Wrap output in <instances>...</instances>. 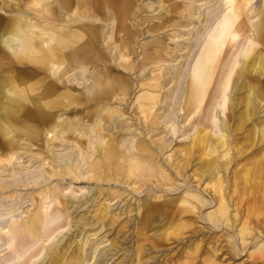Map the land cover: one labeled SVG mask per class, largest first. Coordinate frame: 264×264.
I'll use <instances>...</instances> for the list:
<instances>
[{"label": "bare ground", "instance_id": "6f19581e", "mask_svg": "<svg viewBox=\"0 0 264 264\" xmlns=\"http://www.w3.org/2000/svg\"><path fill=\"white\" fill-rule=\"evenodd\" d=\"M21 1L23 0H0V8L4 5V9L7 10L11 7L9 3H12L16 9L14 12L18 13ZM29 1L36 6L35 11L32 12L30 9L24 15L18 13L19 15L12 18V22L0 16V57L10 56L18 61L22 59L32 61L37 64V66L30 67L32 73L34 75L42 73L33 81L19 79L14 82H5L3 78H0V154H8L7 161L0 158V168L10 167L9 170H15L17 164L14 160L19 150L23 146L27 149L36 146L44 151V154H41V157L35 154L34 159H43L42 169L44 164L52 169L49 178L57 176L56 179L60 180V183L63 179L67 182H77V180L83 182L81 179H86L84 182L87 183V187L80 188L86 191L79 196L78 207L86 203L87 208L86 214L75 215L76 207H72L74 203L72 197H77V194L70 196L67 188H62L59 182H55L53 192L63 206L62 209L65 210L66 216L70 217V226L82 232L83 239L81 238L80 244H77V235L72 232L68 239L63 240L64 235H62L49 245L43 244V248H39L38 252L33 250V246L37 242L49 241L56 230L62 227H49L48 223H43L47 220L46 210L39 208V205H34V209L19 221L14 220L12 216L13 220L0 217V264H29L43 249H45L43 264H81L88 262L90 258L89 247H85L86 241L89 246L93 247L97 243L100 244L105 235L102 233L95 238H88L89 234L96 235L102 228L105 232L106 223L113 225L114 215H108L106 201L109 198L120 196L119 190L110 184L117 180V175L125 173L123 176L133 183L140 182L142 186H149L145 180L140 178L156 177L160 171L161 176L169 180V186L172 189L177 187V184L173 182L174 179L165 173L161 163L157 160L159 165L155 168L152 166V160L155 155L156 158L160 156L159 151L163 152L170 145L169 141L172 136L167 137V133L180 131L178 126L174 127V122L178 118L176 115L178 108L171 111L163 110L162 107L163 111L157 113L162 100L163 88L169 81L163 76L161 78L144 77L142 74L124 77L122 74L135 68L132 60L137 50L134 45L137 44V38L145 32L139 28V25L144 24L150 17L134 19L138 10H143V7L138 4L140 0ZM160 1L166 2L167 0ZM186 1L189 4H186L184 9H181L177 2L169 8L163 6L159 19L152 21L146 30L154 33L168 29L170 26L180 25L177 20L185 17L191 24L187 35L189 36L192 32V41L183 42L179 39L175 42L173 50L169 48L170 45H167L163 37H157L151 41H142L139 45V55L142 61L156 62L162 58L170 61L184 48L187 49L190 57L197 52L192 70L185 74L190 78V82L186 86L188 91L183 90L184 96L179 108L185 120L203 102L209 81L221 69L225 60L227 55L225 51L237 47L238 37L245 34L249 26L252 27L251 34L248 33L246 36L249 38V43L240 49L241 57L233 62L229 68L228 77L225 79L222 93L226 92L227 86H229V91L217 104L222 110L224 107L231 109V94L243 90V109L240 111L236 125L229 123L228 118L233 117L232 115L228 113L227 116H223V111L220 110L219 123L210 119L211 124L210 122L202 123V128L198 126L194 129L189 135V146L173 149L174 155L171 158H179L177 161H170V165L173 168H179L178 173H180L181 153L188 155L194 151L197 152L198 149L202 150L204 158L194 167L192 176L201 180L206 174L208 180L205 184L210 186L216 196L217 206L210 211L208 217L214 223L229 221L230 225L233 224L237 230L241 242H244L248 236L257 235L256 232L253 233L255 226L257 227L260 222L264 221V218L258 217L259 214L264 215V161L261 160L264 158V151L260 154L256 164H252V168L245 164L239 166L234 156H226L229 148L234 145L232 141L245 117L250 114L251 109L259 108L260 103L264 105V90L253 81L259 80V76H262L261 79L264 81V50L258 51L256 48L258 44L264 46V7L257 11L258 19L250 25L246 18L252 0H219L220 5L215 8L214 13L208 9L200 13V4L197 0ZM210 1L212 0H206L202 5L207 8ZM220 11H223L222 18L214 27V32L196 50L197 40L213 22L215 13ZM168 13L170 17L167 16ZM31 15L35 18H31ZM219 53L222 56L219 57L217 68V63L214 65V61ZM177 69L170 71L172 75L176 73V79L181 73ZM59 83H61L60 87ZM133 91L134 94L130 99L129 96ZM165 99H168L167 95ZM131 107L134 108L133 111L130 110ZM67 113L73 115L70 116ZM127 119L136 121L134 127L137 130L136 133L139 134L137 144H135L136 152L127 146L125 140L119 144L114 143L120 135L128 133L129 125L125 124ZM159 123L162 125L159 126ZM263 126L257 129L259 142L264 138ZM207 127H216L220 134L212 135L207 131ZM134 133L131 131L132 135ZM161 133L163 137L157 141L152 138ZM41 134L48 135V140L55 139L57 142L50 143L45 140L44 143H37ZM147 134L150 135V140L145 139ZM54 146L62 148L65 154L53 152L52 147ZM46 155L49 156L47 160H45ZM63 155L66 157L62 158ZM86 156L89 160L88 158L86 160ZM222 157L224 159L222 161L213 160V158ZM230 163L235 166L231 170L233 171L231 182L228 175ZM101 168L108 170L112 168L115 173L101 171ZM35 171H29L27 175L35 174ZM133 176L138 179L134 178V181L131 179ZM3 180L0 181L2 189L29 184L23 182L25 180L22 176L11 182ZM38 182L35 179L32 184ZM249 182L254 183L258 188L259 192L256 196L258 199L251 207L241 212L238 207L242 200L233 201V197L229 194L230 186H233H231L233 193L238 190L240 183L244 188ZM104 183H108L110 187H106ZM160 185L161 182L154 183L156 189L160 188ZM239 192L240 196L243 191ZM38 194L40 201L42 194ZM34 197L35 195L31 193L30 198ZM9 201L11 202L10 199ZM194 201H198V197L190 192L166 198L145 195L137 205L140 210L137 222L139 237H136L134 241V253L115 260L113 264H132L134 261L143 263L142 258L147 254V249L143 247L141 241L146 240L147 236L149 238L148 228H151L153 232L161 228L160 233L153 234L154 239L166 240L168 236H177L179 226L183 227L185 223H175L171 230L167 231L172 223L171 219L177 217V220H181L186 213H192L194 208L203 205L200 201L195 206ZM5 206L0 205V208L11 209ZM231 208L234 210L233 214ZM155 221L160 225L159 228L153 226ZM51 224L50 226H54L53 223ZM96 224H98L97 227H93ZM18 232L35 234L38 240H33L27 246H19L16 249L15 246H8L7 244L13 239L11 234ZM262 232L264 231H260ZM85 236L87 240L83 241ZM61 241L64 242L61 243ZM109 243L113 253L119 251L120 244L116 237L111 238ZM151 245L153 249L159 247L157 242ZM263 246L257 247L260 255H264V251L261 252ZM5 248L6 251L3 252ZM198 251L199 244H195L192 252L187 253L185 258ZM110 253L104 251L98 261L95 258V264H100V261L106 264L108 261L105 257ZM149 257L151 256L147 258ZM206 258H208L207 264H219L210 255ZM191 262L192 260L189 259L178 264H190Z\"/></svg>", "mask_w": 264, "mask_h": 264}, {"label": "rangeland", "instance_id": "374dc122", "mask_svg": "<svg viewBox=\"0 0 264 264\" xmlns=\"http://www.w3.org/2000/svg\"><path fill=\"white\" fill-rule=\"evenodd\" d=\"M204 1L206 0H197V3L200 4V13L205 12L207 9L214 13L215 8L220 5L219 0H212L209 2V6L206 8L202 5ZM139 2L140 3L138 4L139 6L143 7V10H138V14L134 19L139 20L143 17H150L147 18L144 24L139 25V28L145 32L137 38V44L134 45L135 49L137 50L135 51L132 60L134 63L133 66H135V68H133L129 72L122 74L124 77H128L129 75L138 76L142 74L144 75V77L150 76L161 78L163 76L165 80H169L166 86L163 88L162 100L159 103L160 109H157V113L162 112L164 109L174 111L176 108H178V110L176 111V115L178 118L176 122H174V127L176 128L178 126L180 128V131L178 133H167V137L172 136L171 141H169L170 145L163 152L159 151L160 156L156 158L155 155L154 159L152 160V166H155L156 168L159 165L158 162L161 163L163 169L165 170V173L170 175L174 179L173 182L177 184V187H174L172 189L169 186V180L164 179L161 176L160 171L157 173L156 177H149L150 179H147L146 177L140 178L141 180H145L149 186H142L140 185V182L133 183L129 178H125L123 176V174L125 173H123L122 175H117V180L112 181L110 184H113V187L119 190L118 193L120 196L109 198L106 201L109 210L108 215H114L113 225L111 226L112 223H106L105 232H103L104 228H102L96 235L92 236L89 234L88 238H95L98 234L105 233V235L103 236V241L100 244L97 243V245H94L93 247L89 246L86 241L87 237H84L83 241H86L85 247H89L88 252L90 258L88 262H83L81 264H95V258H97L96 261H98L104 251H106L107 253H110L111 251V253L105 257V260L108 261L106 264H113L115 260H119L121 258H124L125 255H130L134 253V241L136 237H139L137 235V222L139 219L140 210L137 205L139 204L141 199L145 197V195H152L156 197L164 196L166 198L178 196L187 192L194 193L198 197V201H194L195 206H197L200 201L203 202V205H201L199 208H194L192 213H186L181 218V220H177V217H173V219H171L172 223L170 224L167 231L171 230L175 223L183 222L185 223V226H179V234L173 237L168 236V239L166 240L163 238H153V234L160 233L159 229H161L159 228L160 225L156 223V221L153 222V226L158 227L159 229H156L155 232H153L151 228H148V234L150 235V239L147 236L146 240L141 241L143 247L147 249V254L144 258H142L144 262L136 263V261H134L132 264H178L181 261L189 259L192 260L190 264H207V255H210L211 258H214V261L218 262L219 264H264V255H260V250L257 249L258 246L264 245V232L260 233V231H264V221L258 224L257 227L259 228L255 226L253 233L256 232V236H248L247 239L244 240V242H241L240 236L238 235L237 230L235 229L233 224L230 225L229 221L222 223H214L213 220L208 217L210 211H212L217 206L216 196L212 192L210 186L208 184H205L208 180L206 174H204V177L201 180L192 176L194 167L200 160L204 158L202 150L198 149L197 152L194 151V153L188 155L181 153V160L179 163L182 165V168H180V173H178L179 168H173V166L170 165L171 160L177 161V159L179 158H171V156L174 155L173 149H177L179 147L185 148L189 146V135H191L193 133V130L196 129L198 126L202 128V123L210 122V119H214L216 123H219V116L221 114L220 110L221 112L223 111V116H227L228 113L232 115L233 117L228 118L229 123L230 125H236L239 115L241 114L240 111L243 109V90L235 91L231 94L230 101L233 104L235 103L234 106L231 103V109H227V107H224V109L222 110L218 107L217 104L222 100L224 94H227V92L229 91V86H227L228 89H226V92L224 91V94L222 93L224 90L225 79L226 77H228L229 68L231 67L233 62L237 61L238 58L241 57L240 49L249 43V38L246 36L248 33L251 34L252 27L249 26L248 31L238 37L237 47L225 51V53H227V55L225 56V60L221 66V69L217 71V73H215L209 81L208 87L204 93L203 102L193 112H191L185 120H183V112L182 110H179V108L182 104L184 96L183 92L186 90V86L190 82V78H188L185 74L192 70L194 63L196 62L197 52L194 54V56L190 57L187 52V49L184 48L178 52L177 56L171 58L170 61H167L165 58H162L161 60H157L156 62H150V60L142 61L139 55V45H141L140 43H142V41H151L157 37H163L166 40L167 45H170L169 48L174 50L173 46H175V42L177 40L179 41L180 39V41L183 42L192 41V32H190L189 36L187 35L189 29L191 28V24L190 21L187 20L185 17L180 18L182 20H177L180 22V25L172 27L170 26L168 27V29L166 28L164 30L162 29L161 31L159 30L158 32H154L155 34L152 31L150 32L146 30L149 24L152 21L157 20V18L160 16V11L163 6L164 8H169L177 2L180 8L184 9L185 5L189 3L186 0H167L166 2H162L160 0H140ZM9 5L11 7L7 8V10L4 9V5H1L2 8H0V16L6 18L7 21L11 22L14 16L19 15L21 13L22 15H24L28 10L31 9V11L33 12L36 9V6H33L29 0H23L20 2V9L18 11L19 14L14 12L16 9H14L15 6H13L12 3H9ZM262 7H264L263 0L251 1L248 7L249 14L246 18L247 22L250 25L256 22V20L258 19L256 13ZM222 12L223 11L217 12V14L215 13L216 16L213 18V22H211V24L205 29V31L202 32L201 37L197 40L198 42L196 50H198L202 42L214 32V27L217 23L220 22L222 18ZM176 15L178 14L176 13ZM167 16L170 17V13H168ZM31 18H35V16L31 15ZM188 27L190 28L188 29ZM172 37L174 38V40H172ZM256 48L258 51L264 50V46L262 44H258ZM220 56H222L221 53L217 54L214 61V65L217 63V68L220 61ZM34 66H37V64L32 61H27L25 59L18 61L10 56L0 57V78H3L5 82H14L19 79H22L24 81H33L42 74L39 73L34 75L32 73V70L30 69V67L32 68ZM175 68H178L177 70L181 71L179 78L177 79L175 77L176 73L173 74L174 76L170 73V71H173ZM259 77V80L253 81L256 85H259L264 90V81L263 79H261L262 76ZM58 85L60 87L61 83H59ZM186 91H188V88ZM133 94L134 91L129 96L130 99ZM165 95H167L168 99H165ZM130 99L128 101H130ZM162 107L163 110L161 109ZM130 110L133 111L134 108L131 107ZM213 110H215L214 113ZM67 115L72 116L73 114L67 113ZM135 122L136 121H134L133 119H127L125 124L129 125V128L127 130L128 133H123V135H120L117 140H114V143L118 142L117 144H119L125 140L127 141V146L129 148L131 147V150L136 152L135 144H137L139 134L136 133L137 130H135L134 127ZM158 125L161 126L162 123H159ZM262 125H264V105L260 103L259 108L251 109L250 114L245 117L243 123L240 125V128L235 134L234 140L232 141V144L234 145L229 148L226 157H229L230 155L232 157L234 156V160L239 166L245 164L248 166L250 165L249 167L252 168V164H256L257 160H259L260 154L264 151V138L259 142L257 134L258 127ZM131 131L135 132L134 135L131 134ZM207 131L211 132L212 135L220 134L216 127H207ZM214 132H216V134H214ZM263 133L264 126L262 127V135H264ZM160 137H163L162 133L160 135L153 136L152 138L157 141ZM48 138V135L41 134L40 138H38L37 143H44L45 140H48ZM145 139L150 140V135L147 134ZM48 142L56 143L57 141L54 139L48 140ZM52 149L55 153L61 152V154H65L63 149L57 146L52 147ZM35 154L41 157L40 155L44 154V151L40 150L36 146H33L30 149H27L26 146H23V148L17 153L16 159L14 160L17 164L15 170H9L10 167H6L5 169L0 168V181H2L4 178L3 181L7 180L6 182H11V180H15L17 179V177L22 176V178L25 180L23 182L29 183L28 186L25 185L16 188L8 187L2 189L0 187V205H6L5 207H11V209L8 210L7 208L1 207L0 217L5 220H13L11 218L12 216L14 220L19 221L22 218L26 217V215L32 209H34V205H39V208L43 209L44 211L46 210L45 213H47V220L45 219L46 221H44L43 223H48L49 227H62L56 230V232L50 237L49 241L43 243L37 242L36 245L33 246V250L38 252L39 248H43L44 245L51 244L62 235H64L63 240L68 239L70 238L72 232L77 235L76 241L77 244H80L82 232H79L77 228L70 226V217H67L65 210L62 209L63 206L60 204L59 199L55 196L53 192V187L55 182H59L60 187L67 188V193L70 196L77 194V197H72L74 200L72 207H76L74 214H86V203L83 204L81 207H78V198L83 192L85 193L86 191L80 190V188L82 187H87V183L85 184L84 182L86 181V179L82 178L81 181L83 182H78V180L77 182H67L63 179L64 181L62 180L63 182L61 181L60 183V180L56 179L58 178L57 176H51L49 178L48 176L51 175L52 169L47 164H44L42 169L41 165L43 163V159L35 160ZM7 155L8 154L4 153L0 154V158L4 160L6 159L7 161ZM64 157L66 156L63 155L62 158ZM87 158L88 157L86 156V160ZM47 159H49V156L46 155L45 160ZM213 160L222 161L224 159L222 157L220 159L213 158ZM261 160L264 161V158ZM82 162H84V160ZM234 167L235 166L231 163L228 166V168H230V171H228L230 182L232 181L231 174L233 172L231 170H233ZM34 170H36L34 172L35 174L30 173L29 175H27V172ZM100 170H106L115 173V170H113L112 168L110 170H108L107 168H101ZM134 178L138 179L134 176L131 177V179L133 180ZM35 179L39 182L36 184H32ZM159 182H161V185L159 186L160 188L156 189L154 187V183L157 184ZM104 184L106 187H110L108 186V183ZM253 184L254 183L249 182L243 188V184L240 183L238 186V190H236V192L234 191L233 193V186H230L229 194L233 197V201L237 202L239 200H242L240 201V206L238 207L241 212H243L245 208L251 207L255 201L257 202L258 198H256V196L258 195L259 191L255 184ZM249 189L251 190L249 191ZM239 191H243L240 196ZM31 193L35 195L33 199L30 198ZM38 193L42 194V199H40V201L38 200ZM8 198L11 200V202ZM231 211L233 214V208H231ZM48 214L50 216V219ZM258 217L260 219H263L264 215L259 214ZM65 219L67 222L65 221ZM51 223H53L54 226H50L52 225ZM97 225L98 224L93 225V227H97ZM85 228H87V226ZM20 233H15L19 236H16L14 233H12L13 235L11 234V236L13 239H11V241L7 245H12L13 247L15 246L16 249V247L19 246H27V244L29 242H33V240H38V237L35 234L23 232ZM113 237H116L118 239V243L120 244L119 251L114 253L109 243L110 239ZM62 242L64 241H61V243ZM153 242H157L159 244V247L157 249H153L151 247V244ZM74 244L75 242L73 243V245ZM195 244H199V251L196 254L190 255L189 257L186 256L185 258V255L187 253L192 252L193 246ZM4 251H6V248L3 250V252ZM262 251H264V248H262L261 252ZM44 256L45 249H43L42 252L29 264H43L44 260L42 258ZM148 256L151 257L147 258ZM9 262H11V260ZM100 264L103 263L100 261Z\"/></svg>", "mask_w": 264, "mask_h": 264}]
</instances>
